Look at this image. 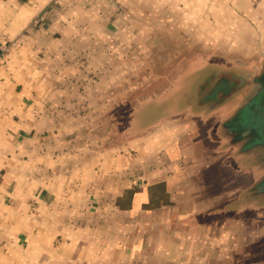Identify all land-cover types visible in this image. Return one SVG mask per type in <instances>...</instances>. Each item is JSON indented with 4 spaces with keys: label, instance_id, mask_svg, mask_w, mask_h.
I'll list each match as a JSON object with an SVG mask.
<instances>
[{
    "label": "crops",
    "instance_id": "0c3cea01",
    "mask_svg": "<svg viewBox=\"0 0 264 264\" xmlns=\"http://www.w3.org/2000/svg\"><path fill=\"white\" fill-rule=\"evenodd\" d=\"M11 40L0 50V264H264L253 249L264 233L239 234L230 189L210 182L219 156L181 142L206 109L185 102L191 117L152 116L128 141L96 133L124 68L148 64L156 41L263 65L264 0H0V44Z\"/></svg>",
    "mask_w": 264,
    "mask_h": 264
},
{
    "label": "rangeland",
    "instance_id": "374dc122",
    "mask_svg": "<svg viewBox=\"0 0 264 264\" xmlns=\"http://www.w3.org/2000/svg\"><path fill=\"white\" fill-rule=\"evenodd\" d=\"M155 44L156 47L149 50L148 64L145 60V63L134 66L133 70L124 68L127 80L117 83V92L122 96L115 99L117 106L113 111L103 115L106 116L104 123L108 128L96 130V133L100 132L108 143L128 141L162 114L186 110L181 115L191 117L189 114L192 112L185 107V102H191L190 108L220 105L221 108L209 117H206L208 114L205 110L188 118V122L192 123L189 128L192 135L186 133L181 142H188L192 153L219 156L218 176L210 182L218 186L219 191L227 187L230 189V216L235 217L232 227L241 228L244 222V229L239 234L247 230L251 234L261 235L264 233V205L250 198L247 192L264 178V145L259 144L242 152V136L227 134L229 128L226 124L231 122L238 127H252L256 136L264 142V89L260 86L264 83V64H257L252 59V63L239 65L240 56L228 58L215 51L184 49L177 44L165 47L161 41ZM137 53L141 59V54ZM221 62H227L228 75H218V64ZM232 70L234 74L230 76ZM250 98L252 102L249 107L245 106ZM148 107L157 109V112L151 115ZM250 108L255 112L248 118L244 115L241 117V113ZM152 116L156 117L152 120ZM214 158L216 160L217 157ZM253 249H264V241L256 243Z\"/></svg>",
    "mask_w": 264,
    "mask_h": 264
},
{
    "label": "flooded vegetation",
    "instance_id": "af4514ba",
    "mask_svg": "<svg viewBox=\"0 0 264 264\" xmlns=\"http://www.w3.org/2000/svg\"><path fill=\"white\" fill-rule=\"evenodd\" d=\"M257 86V85H256ZM255 86V87H256ZM260 86H263V87H261V88H263L264 89V83H262V85H260ZM254 90H257V89H254ZM252 102V98H250V101H249V103H248V105H245V106H248L249 107V104ZM255 111H254V109L253 108H250V110H245V113H244V111H243V114L241 113V117L244 115V117H249L252 113H254ZM247 113V114H246ZM240 115V114H239ZM238 115V116H239ZM234 122V121H233ZM228 123V128H229V130L228 131H226L225 129V131L227 132V134H229L230 136L231 135H237V136H242V137H240V145H241V149H242V152H243V150H245V149H247V148H249V149H253L254 148V146H256V145H259V144H263L264 145V142H263V140H261L260 138H258L257 136H256V132L254 131V129L252 128V127H238V126H236L235 124H233V123H229V122H227ZM256 153V152H255ZM239 157H242V156H239ZM238 157V158H239ZM261 164V163H260ZM254 187V186H253ZM254 189L257 191V193H260L262 196H264V178L260 181V182H258L257 184H256V186L254 187ZM256 200H258V199H256Z\"/></svg>",
    "mask_w": 264,
    "mask_h": 264
},
{
    "label": "trees",
    "instance_id": "16d2710c",
    "mask_svg": "<svg viewBox=\"0 0 264 264\" xmlns=\"http://www.w3.org/2000/svg\"><path fill=\"white\" fill-rule=\"evenodd\" d=\"M188 103L191 104V102H188ZM207 107H208V105L204 106L202 109H206L207 110L208 109ZM147 109L152 110V109H150V107H148ZM247 193L249 194L250 198H252L253 200L258 199V201L261 202L260 204L264 205V196H262L260 193H257V191L255 189H253V186H251L248 189Z\"/></svg>",
    "mask_w": 264,
    "mask_h": 264
},
{
    "label": "built area",
    "instance_id": "2783aa9c",
    "mask_svg": "<svg viewBox=\"0 0 264 264\" xmlns=\"http://www.w3.org/2000/svg\"><path fill=\"white\" fill-rule=\"evenodd\" d=\"M16 45H17V41L16 40H11L9 42L0 44V50H1L2 53H7L10 49L15 47Z\"/></svg>",
    "mask_w": 264,
    "mask_h": 264
}]
</instances>
